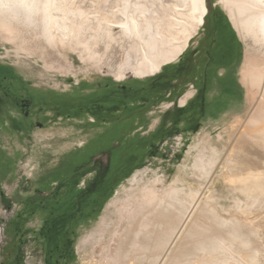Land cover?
Returning <instances> with one entry per match:
<instances>
[{
    "label": "rangeland",
    "instance_id": "374dc122",
    "mask_svg": "<svg viewBox=\"0 0 264 264\" xmlns=\"http://www.w3.org/2000/svg\"><path fill=\"white\" fill-rule=\"evenodd\" d=\"M126 1L145 7L146 9L142 12L139 9L134 11L135 15H139L142 19L143 17L156 18L159 22H157L160 30L158 31L159 35L163 33L161 25L165 23L164 20L168 21L172 16L171 3H169L172 0ZM207 1L210 7L214 4L218 7L220 4V0ZM66 2L76 11L83 9L86 12V17H84L85 22L83 23L80 20L82 17L74 19L83 24L81 31L77 39H72L64 46H50L43 40L29 35H27L28 39H25L26 43L20 39L11 40L4 32L0 31V74L10 73L18 76L14 95L29 97L35 102L28 116L19 113L9 104L0 105V264H47L46 257L49 248L40 231L44 218L40 202L43 193L47 192V198L52 199H66L74 196V206L79 202L80 189L58 195L61 193L60 191L64 192L67 189L65 186L62 187L64 183L60 184L62 188L54 187L53 183L65 176V171H74L72 169L76 166L74 151L77 144L103 129L102 127L82 129L80 122L74 120V114H72V118L68 119L66 109H63L60 104L56 105L58 104L57 98L63 94L74 98V92L77 90L98 93L105 86L111 90L116 89L119 85L145 87L152 78L170 69L182 58L184 53L177 61L164 65L159 73L141 78L132 71L143 53V45L138 38L130 34L127 36V33L121 29L114 28L113 32L116 38L107 47V40L94 32L96 19L106 13L116 12L115 16L111 17L109 24H118L122 18V13L117 8L120 1L66 0ZM82 21H84L83 18ZM199 32L200 28L198 33L190 39L189 45L196 43ZM237 36L240 53L236 61V77L241 82L239 73L247 55L259 54L262 47L258 41H254L250 37L243 41L238 33ZM87 39L91 41V51L97 53V59L95 58L94 62L88 59L81 62L79 58V52L84 49L80 46L83 44L80 43ZM18 43L24 51H20L17 57L15 50L19 47ZM7 50H10L9 54H6ZM68 61L71 62V66ZM118 70L124 73V78L115 76L114 73ZM241 84V90L236 92V96L223 102L212 117H207L203 121L198 133L192 135L190 145L181 148L174 146L172 147L174 151H167L166 156H163L160 149V154L135 165L126 177L118 179L109 193L96 203L95 208L92 209L88 206L82 212L80 211L79 215L74 213L76 223H74L75 227L71 233L73 260L66 262L64 259H60L59 264H108V262L112 264L98 251L100 244L107 243L106 239H102L100 244L97 243L98 245L95 246L89 236L96 230L99 221L105 215L107 205L111 201L121 198L128 188L138 186L141 182L155 177H161L165 182H169L179 173L186 176L192 186H198L200 180L191 169L194 156L200 149L197 145L202 141H208L218 148H222L221 158L231 153L234 148V134L231 128L236 123V137L239 136L242 122L249 109L247 88L242 82ZM46 92L55 98L52 105L44 106L42 104V95ZM149 94L150 92L137 91L136 99L140 103L136 106H144L143 101L150 97ZM56 110L61 111V116ZM157 110L150 108L149 112L144 113L138 122L137 120L126 122L119 128V131L125 135L129 134L127 140L143 139L148 135L146 131L153 128L154 120L161 116ZM122 116L123 114L120 112L112 113L111 121L107 127L119 126L116 119ZM12 121L15 122L14 125H11ZM140 125L144 126L141 130L145 132L144 135L135 131ZM219 134L222 135L221 139L218 138ZM177 149H181V152ZM247 164L246 171L254 169L256 166L252 161H247ZM224 165L223 162L218 163L216 174L208 184V189L216 188L214 194L216 197L219 196L220 204L225 206L231 203L228 187L231 177L235 173L237 176L240 171L236 169L229 172ZM132 176L139 178L140 183L132 182ZM77 179L81 181L83 178L77 177ZM35 189H37L36 192ZM260 200L257 202L258 204H253L254 206L246 204L242 208L232 207L230 211L236 217L237 230L234 229V225L228 228L231 227V231L239 230V237L235 241L237 245L242 244L241 240H248L247 245L243 246L241 254L246 255L247 252L256 248L259 262L264 264V195L260 196ZM54 208L55 214L52 216L65 213L59 211L58 205H55ZM109 213L113 214L114 210H110ZM237 223L240 224V227ZM242 236L246 238L244 239ZM48 263L55 264V259H49ZM177 263L179 264V262Z\"/></svg>",
    "mask_w": 264,
    "mask_h": 264
},
{
    "label": "bare ground",
    "instance_id": "6f19581e",
    "mask_svg": "<svg viewBox=\"0 0 264 264\" xmlns=\"http://www.w3.org/2000/svg\"><path fill=\"white\" fill-rule=\"evenodd\" d=\"M118 1L117 8L122 13L118 24H109L116 13L109 12L95 18L94 32L107 40V47L116 38L114 28L138 38L143 53L132 71L141 78L155 75L164 65L177 61L198 33L207 13V0H172L169 2L172 16L164 20L163 33L159 35L156 18L142 19L134 13L145 7ZM220 5L239 37L243 41L250 37L262 47L259 54L247 55L239 73L247 88L249 109L239 136L236 137L237 124L231 128L234 148L221 158L222 148L208 141L197 145L200 149L191 169L200 180L198 186H192L180 173L169 182L155 177L141 184L139 178L132 176L131 181L139 185L128 188L121 198L107 205L105 215L89 236L95 246L106 239L107 243L100 244L98 251L112 264H260L256 248L241 254L248 240L239 239L242 244H236L239 230L236 231V217L230 210L256 204L264 195V0H220ZM74 9L66 0H0V31L11 40L25 42L29 35L50 46H64L77 39L85 22L86 12ZM76 18H81L82 23ZM80 44L84 47L79 52L81 62L86 59L94 62L97 53L91 51V41L87 39ZM18 46L17 57L24 51ZM9 53L7 50L6 54ZM114 74L117 78L125 77L119 70ZM157 122L154 120L152 127ZM247 161L254 162L255 168L246 171ZM221 162L229 172L240 171L237 176L231 174L228 186L231 203L225 206L214 194L216 188L208 189ZM110 210L114 213H109ZM232 225L235 231L228 228Z\"/></svg>",
    "mask_w": 264,
    "mask_h": 264
},
{
    "label": "flooded vegetation",
    "instance_id": "af4514ba",
    "mask_svg": "<svg viewBox=\"0 0 264 264\" xmlns=\"http://www.w3.org/2000/svg\"><path fill=\"white\" fill-rule=\"evenodd\" d=\"M215 5L207 11L196 43L188 44L182 58L166 72L152 78L147 86L119 85L114 90L105 86L98 93L77 90L74 98L68 94L57 98L56 105L60 104L66 109L68 119L74 114V120L80 122L82 129L102 127L103 130L77 144L74 171H65V176L53 183L56 188L65 186L67 189L58 195L80 189L79 202L74 206V196L52 199L47 198V192H42L40 202L44 218L41 227L46 241L54 239L57 227L74 226V213L78 214L88 206L95 208L118 179L126 177L135 165L160 154V149L166 156L174 146L181 148L190 145L192 135L198 133L203 121L212 117L223 102L241 90L242 84L236 77L239 38L221 5ZM17 78L10 73L0 74V105L9 104L28 116L35 102L29 97L14 95ZM137 91L150 92V97L143 101L144 106H136L140 103L136 99ZM54 99L46 92L41 101L47 106L52 105ZM150 108L158 109L157 112L161 113L156 125L146 131L148 135L143 139L127 140L129 134L125 135L119 128L131 120L138 122ZM56 112L61 116L60 110ZM114 112H120L123 116L116 119L119 126L109 128L107 125ZM14 124L12 121L11 125ZM143 128L140 125L135 131L144 135L145 132L141 131ZM177 151L181 152V149ZM77 177L83 179L79 181ZM55 205L65 213L52 216Z\"/></svg>",
    "mask_w": 264,
    "mask_h": 264
},
{
    "label": "trees",
    "instance_id": "16d2710c",
    "mask_svg": "<svg viewBox=\"0 0 264 264\" xmlns=\"http://www.w3.org/2000/svg\"><path fill=\"white\" fill-rule=\"evenodd\" d=\"M64 218V217H61ZM70 219V217H68ZM74 223L75 217H74ZM75 227L74 226H67V225H61L57 227L55 237L54 239H48L47 240V247L49 248L48 250V256L46 257V262L49 264V259L54 258L55 259V264H59L60 259H64L66 262H70L73 260V239L69 240L71 233L73 232ZM41 234H43V228L40 229ZM66 254H65V252ZM56 255V256H55Z\"/></svg>",
    "mask_w": 264,
    "mask_h": 264
},
{
    "label": "water",
    "instance_id": "95a60500",
    "mask_svg": "<svg viewBox=\"0 0 264 264\" xmlns=\"http://www.w3.org/2000/svg\"><path fill=\"white\" fill-rule=\"evenodd\" d=\"M210 9V6L208 5V1H207V11Z\"/></svg>",
    "mask_w": 264,
    "mask_h": 264
}]
</instances>
